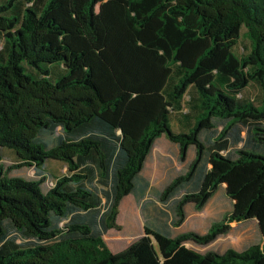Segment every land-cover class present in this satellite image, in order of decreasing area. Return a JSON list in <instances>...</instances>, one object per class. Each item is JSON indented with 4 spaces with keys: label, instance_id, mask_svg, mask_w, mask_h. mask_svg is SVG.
<instances>
[{
    "label": "trees",
    "instance_id": "trees-1",
    "mask_svg": "<svg viewBox=\"0 0 264 264\" xmlns=\"http://www.w3.org/2000/svg\"><path fill=\"white\" fill-rule=\"evenodd\" d=\"M0 59V264H264V0H0ZM252 84L257 98L242 94ZM162 136L181 159L196 152L160 192L176 198L173 227L221 185L233 210L204 234L147 214L144 235L113 252L106 234L123 200L151 189ZM50 160L67 172L44 190ZM23 167L39 178L11 173ZM250 219L262 240L241 251L186 245Z\"/></svg>",
    "mask_w": 264,
    "mask_h": 264
},
{
    "label": "rangeland",
    "instance_id": "rangeland-1",
    "mask_svg": "<svg viewBox=\"0 0 264 264\" xmlns=\"http://www.w3.org/2000/svg\"><path fill=\"white\" fill-rule=\"evenodd\" d=\"M246 29H242V36L236 46L238 54L247 53V50L251 47V42L244 35ZM2 63L0 59V64ZM26 73L36 78L40 73V70L34 69L27 63H23ZM42 69L51 70L56 69V75L54 79H58L65 73L62 71V64H41ZM245 97H258L259 90L255 85L247 87L243 93ZM181 114L174 113L171 127L173 131L182 129ZM5 164L12 165L17 162L15 154L8 149H5ZM194 148H190L185 159H181V151L179 146L170 141L166 136L160 137L153 148V151L148 157L145 165L144 175L151 181V189L142 199H137L133 194L127 196L120 207V214L117 219L119 227L110 230L106 234V241L108 246L113 252H119L140 236L144 235V225L149 216L154 222H166L170 225L173 235L180 234L188 231H197V233H204L209 229L208 227L214 223H219L224 220L233 210V199L227 194L224 185L219 186L215 191L211 199L202 211H197L193 203H189L186 206L187 218L185 222L179 227H173L172 220L175 218V201L176 198L169 199L170 201L164 203L160 199V192L180 174H184L188 171L191 162L196 156ZM49 178L44 183V190L49 189L53 185L54 177L62 176L67 172V167L57 160H50L47 163L45 169ZM13 175H21L26 178H39L36 175L33 167H23L14 169L11 172ZM148 214V216H147ZM205 224V225H204ZM204 225V226H203ZM244 226V225H243ZM199 227V228H198ZM241 227V226H240ZM238 227V228H240ZM250 230L246 232L247 237L250 238L251 243H257V239H261L262 234L259 226L257 229L251 226ZM238 231V229H236ZM223 235L214 243L202 246L194 242H187L186 245L201 252L208 250L222 251L225 245L239 246L244 242V235L241 233ZM249 242H244L248 244Z\"/></svg>",
    "mask_w": 264,
    "mask_h": 264
},
{
    "label": "crops",
    "instance_id": "crops-1",
    "mask_svg": "<svg viewBox=\"0 0 264 264\" xmlns=\"http://www.w3.org/2000/svg\"><path fill=\"white\" fill-rule=\"evenodd\" d=\"M173 180V179H172ZM171 180V181H172ZM151 182V181H150ZM225 186V185H224ZM223 186V187H224ZM225 188V187H224ZM205 209V208H204ZM205 225V224H204ZM203 225V226H204ZM231 229H230V231L227 233V234H231V232L232 233H234L235 234V231H236V229H238V231H236V233H241V234H243L244 235V242H249L248 244H244V242L243 243H241L239 246H236V245H225V247H224V250L225 249H227V248H230V247H232V248H234V249H236V250H239V251H241V250H243V249H245L247 246H249V245H251V244H254V243H251V241H249L250 240V238L249 237H247V234H246V232H248L249 230H250V227L249 226H251V227H253L254 226V228L255 229H257V227L259 226V224H258V220L257 219H250V220H245V221H241V222H238V221H234V222H231ZM244 225V226H243ZM212 226V225H211ZM211 226H209L208 228L210 229V227ZM241 226V227H240ZM238 227H240V228H238ZM199 228V227H198ZM209 229H207V231L209 230ZM195 231V230H194ZM206 231V232H207ZM195 232H197V231H195ZM206 232H204V233H206ZM204 233H202V234H204ZM227 234H225V235H227ZM223 236V235H222ZM221 237V236H220ZM219 237V238H220ZM218 238V239H219ZM217 239V240H218ZM258 240V242L257 243H259V242H261V240H262V237H261V239H257Z\"/></svg>",
    "mask_w": 264,
    "mask_h": 264
}]
</instances>
